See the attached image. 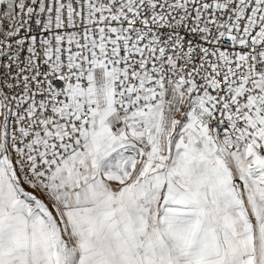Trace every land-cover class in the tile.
Returning <instances> with one entry per match:
<instances>
[{
  "label": "snow or ice",
  "instance_id": "snow-or-ice-1",
  "mask_svg": "<svg viewBox=\"0 0 264 264\" xmlns=\"http://www.w3.org/2000/svg\"><path fill=\"white\" fill-rule=\"evenodd\" d=\"M0 264H264V0H0Z\"/></svg>",
  "mask_w": 264,
  "mask_h": 264
}]
</instances>
